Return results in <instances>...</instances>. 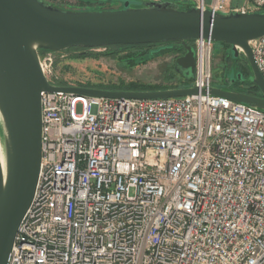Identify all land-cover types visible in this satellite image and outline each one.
Returning a JSON list of instances; mask_svg holds the SVG:
<instances>
[{"label":"built area","instance_id":"1","mask_svg":"<svg viewBox=\"0 0 264 264\" xmlns=\"http://www.w3.org/2000/svg\"><path fill=\"white\" fill-rule=\"evenodd\" d=\"M234 2L194 0L264 5ZM212 46L194 41L196 94L40 92L38 179L7 264H264V110L209 93ZM249 46L264 78V35ZM39 63L54 84L49 52Z\"/></svg>","mask_w":264,"mask_h":264},{"label":"water","instance_id":"2","mask_svg":"<svg viewBox=\"0 0 264 264\" xmlns=\"http://www.w3.org/2000/svg\"><path fill=\"white\" fill-rule=\"evenodd\" d=\"M123 2L122 8L72 10L43 0H0V122L5 159L4 172L0 164V264H7L18 225L32 201L38 179L40 92L137 99L182 97L198 92L194 86L115 91L54 85L39 67V50L170 43L151 50V55L183 49L173 61L174 69L190 81L196 69L192 42L200 37L222 42L231 45L234 57L244 55L251 70L250 80L258 92L211 87L209 93L264 110V78L249 46L264 35V10L244 14L201 10L195 4L181 8L167 0L143 1L136 7L130 6L131 0ZM236 80H243L241 73L227 86Z\"/></svg>","mask_w":264,"mask_h":264},{"label":"rangeland","instance_id":"3","mask_svg":"<svg viewBox=\"0 0 264 264\" xmlns=\"http://www.w3.org/2000/svg\"><path fill=\"white\" fill-rule=\"evenodd\" d=\"M72 10H100L122 8L123 0H43ZM149 0H131L130 6L136 7L141 2ZM162 1V0H150ZM177 6L194 5V0H167ZM210 0H206L208 3ZM241 0H235L239 5ZM259 10H264L260 7ZM211 87L225 89L229 81L236 74L246 75L247 65L240 54L233 56L231 45L222 42H212ZM146 46L117 45L95 48H68L61 51L47 52L52 57V71L50 80L60 86H92L116 90H129L134 87L165 89L168 87L191 86L192 81L185 80L174 69L177 51H170L161 55H151ZM81 105L77 104L76 111L81 112ZM1 120V119H0ZM3 127L0 122V148L3 147Z\"/></svg>","mask_w":264,"mask_h":264},{"label":"trees","instance_id":"4","mask_svg":"<svg viewBox=\"0 0 264 264\" xmlns=\"http://www.w3.org/2000/svg\"><path fill=\"white\" fill-rule=\"evenodd\" d=\"M192 43H194V42H192ZM109 46H117V45H109ZM134 46H138V47H141V46H144V44H136V45H134ZM72 48H76V47H72ZM41 51H46V50H41ZM176 51H179L180 53H183V49H178V50H176ZM251 70H250V68H249V65L247 64V72H245L246 73V75H244V74H242L241 73V75H242V78H243V80L242 81H239V80H236L235 81V84H239L240 86H244V87H248V88H251V87H253L252 85L254 84L251 80H250V76H251V72H250ZM193 80V79H192ZM192 80H190V81H192ZM254 86H256V85H254ZM97 88H100V87H97ZM154 88H140V87H134V88H131V89H129V90H153ZM113 90H115V89H113Z\"/></svg>","mask_w":264,"mask_h":264},{"label":"flooded vegetation","instance_id":"5","mask_svg":"<svg viewBox=\"0 0 264 264\" xmlns=\"http://www.w3.org/2000/svg\"><path fill=\"white\" fill-rule=\"evenodd\" d=\"M168 44H170V43H167V44L166 43H146V44H144V46H146V48H148L147 50H150L151 51V50H154L156 48H159V47H161L163 45H166L167 46ZM193 45H194V43H193ZM177 53H178V55L181 54L179 51H177ZM178 55H176V57ZM241 55H242V57H243V59L245 61L244 55L243 54H241ZM245 63L247 65V62L246 61H245ZM252 86L253 87H251V88H248V87L246 88L244 86H240L239 84H233V85H230V87H227L225 89H228V90L237 89V90H241V91H247V89H248L249 91L258 92V87L257 86H254V85H252ZM83 87H89V86H83ZM90 87H92V86H90ZM100 88H102V87H100ZM103 89H108V88H103Z\"/></svg>","mask_w":264,"mask_h":264},{"label":"bare ground","instance_id":"6","mask_svg":"<svg viewBox=\"0 0 264 264\" xmlns=\"http://www.w3.org/2000/svg\"><path fill=\"white\" fill-rule=\"evenodd\" d=\"M2 123V122H1ZM4 154L0 148V164H1V167L3 169V172L5 171V161H4Z\"/></svg>","mask_w":264,"mask_h":264},{"label":"crops","instance_id":"7","mask_svg":"<svg viewBox=\"0 0 264 264\" xmlns=\"http://www.w3.org/2000/svg\"><path fill=\"white\" fill-rule=\"evenodd\" d=\"M175 86H173V87H168V88H174ZM166 89V88H165Z\"/></svg>","mask_w":264,"mask_h":264}]
</instances>
